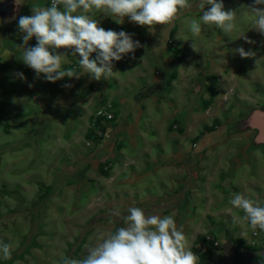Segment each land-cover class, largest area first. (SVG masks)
Returning a JSON list of instances; mask_svg holds the SVG:
<instances>
[{
    "label": "rangeland",
    "instance_id": "rangeland-1",
    "mask_svg": "<svg viewBox=\"0 0 264 264\" xmlns=\"http://www.w3.org/2000/svg\"><path fill=\"white\" fill-rule=\"evenodd\" d=\"M243 1L223 0L225 10L237 11L231 38L200 21L199 0L154 34L127 17L120 24L97 14L105 30L138 28L142 47L113 78L91 81L72 100L61 96L68 77L36 78L23 63L20 5L0 0V241L13 251L8 260L0 255V264L83 259L101 233L125 226L130 207L172 216L198 264L217 259L224 241L244 245L249 234L258 248L261 231L255 234L231 205L243 194L264 207V139L257 129L264 35L245 15L253 0ZM192 20L201 23L198 37ZM239 47L255 51L259 64L242 59ZM67 59L62 67L78 73L79 63ZM110 104L113 119H96ZM96 120L100 138L92 134Z\"/></svg>",
    "mask_w": 264,
    "mask_h": 264
},
{
    "label": "clouds",
    "instance_id": "clouds-1",
    "mask_svg": "<svg viewBox=\"0 0 264 264\" xmlns=\"http://www.w3.org/2000/svg\"><path fill=\"white\" fill-rule=\"evenodd\" d=\"M206 5H210L207 10ZM260 5H264V0H253L245 15L253 18L250 28L264 35V7ZM198 6L204 25H215L231 38L236 28V10H225L223 0H199ZM190 7L189 0H51L49 7H33L31 16L19 17L21 59L34 70L36 78L43 74L49 82L65 77L79 78L82 74L95 81H109L117 73L113 70L114 61L129 54L135 58L136 49L142 45L133 40L132 34L100 27L94 18L97 14L118 17L120 24L127 17L154 34L157 25L163 26L162 31H165L182 10ZM190 32L198 37L201 23L192 20ZM33 37L36 44L29 46ZM244 39L253 43L247 37ZM190 46L197 51L195 40ZM59 49L69 50L72 57L79 55L80 73L62 67L68 53L58 52ZM235 51L242 59H253L259 64L261 58H256L255 51H246L243 47ZM93 53L96 54L94 59L91 58ZM16 75L24 79L23 73ZM231 205L243 210L242 220L248 222L254 233L257 229L264 232V207L243 194H235ZM128 213L123 217L125 226L112 233H101L98 243L87 249L83 259L63 257L60 264H198L197 255L189 248L188 239L178 230L172 216L146 215L139 207H130ZM113 214L120 215L118 210ZM0 255L5 260L11 259L12 245L0 241Z\"/></svg>",
    "mask_w": 264,
    "mask_h": 264
},
{
    "label": "crops",
    "instance_id": "crops-1",
    "mask_svg": "<svg viewBox=\"0 0 264 264\" xmlns=\"http://www.w3.org/2000/svg\"><path fill=\"white\" fill-rule=\"evenodd\" d=\"M4 1V0H3ZM12 3H16L20 5L18 8L17 6V11L21 14V16H31L32 14V8L33 7H38V2L41 4L39 7H48L44 3L46 0H10ZM33 1L36 3L32 5ZM31 14V15H30ZM99 26L101 27V23H98ZM135 26H130L129 29H126L125 32L132 34L133 40H138L140 42V30L137 28H134ZM16 42H22L19 40H16ZM32 46H35L36 44V39L33 37L32 39ZM59 50H66V49H59ZM68 51V56L67 60L69 64H72L73 62H78L79 63V55L77 54L75 57L71 56V53L69 50ZM137 49L134 54H136ZM159 54L157 53V58ZM132 57V54H129L125 56L122 60L120 61H114V71H117L119 67H121L126 60L130 59ZM156 59V57H155ZM82 69L78 67V73H80ZM91 81H95L89 78L87 74H82L79 76V78L72 77L66 80L65 84L71 85V87H63L62 95H66L67 98L70 99H77L80 95V90L84 89L87 84H90ZM101 82L107 81V80H100ZM64 84V85H65ZM84 91V90H83ZM62 98V97H61ZM253 240L252 234L247 235L245 237V243L244 245H239L235 244L232 241H224L222 245L223 253L218 256L217 259L215 260H210L205 264H264V232H261V235L259 238L256 239L257 242V247L258 248H253L251 246V241ZM262 245V246H261ZM252 247V248H249ZM261 247V248H260ZM258 249V250H257ZM260 249V250H259Z\"/></svg>",
    "mask_w": 264,
    "mask_h": 264
},
{
    "label": "built area",
    "instance_id": "built-area-1",
    "mask_svg": "<svg viewBox=\"0 0 264 264\" xmlns=\"http://www.w3.org/2000/svg\"><path fill=\"white\" fill-rule=\"evenodd\" d=\"M50 4H51V0H50ZM168 43L171 45V44H173V42L172 41H168ZM111 105V104H110ZM112 106V107H111ZM111 106H109V108H105V109H102V110H100L97 114H96V116H97V118L96 119H98V120H101V119H106L107 121L109 120H112L113 119V111H114V107H113V105H111ZM98 120H96V121H98ZM99 122V121H98ZM99 132H102L101 131V127L98 125L97 126V124H95L94 125V128H93V133L92 134H95L97 137H101L102 135L99 133ZM255 234H257V233H255Z\"/></svg>",
    "mask_w": 264,
    "mask_h": 264
},
{
    "label": "water",
    "instance_id": "water-1",
    "mask_svg": "<svg viewBox=\"0 0 264 264\" xmlns=\"http://www.w3.org/2000/svg\"><path fill=\"white\" fill-rule=\"evenodd\" d=\"M257 128L260 130L261 138L264 139V114H257Z\"/></svg>",
    "mask_w": 264,
    "mask_h": 264
},
{
    "label": "bare ground",
    "instance_id": "bare-ground-1",
    "mask_svg": "<svg viewBox=\"0 0 264 264\" xmlns=\"http://www.w3.org/2000/svg\"><path fill=\"white\" fill-rule=\"evenodd\" d=\"M244 1H245V0H244ZM244 1H243V2H244ZM243 2H242V3H243ZM240 6H241V5H240ZM243 6H244V5H243ZM245 6H246V5H245ZM234 10H235V9H234ZM243 13H245V12H243ZM243 17H244V16H243ZM251 20H252V19H251ZM242 23H244V22H242ZM240 24H241V23H240ZM240 39H241V38H240ZM9 191H10V190H9ZM10 192H11V191H10ZM16 193H18V192H16ZM11 196H12V194H11ZM12 197H14V196H12ZM14 198H15V197H14ZM29 198H30V197H29ZM23 199H24V198H23ZM19 200H20V199H19ZM30 200H31V199H30ZM23 202H24V201H23ZM28 202H29V201H28ZM40 228H41V226H40ZM22 236H23V235H22ZM31 236H32V234H31ZM25 237H26V236H25ZM25 237H24V239H26ZM27 239H28V237H27ZM33 240H34V239H33ZM35 243H36V242H35ZM33 244H34V243H33ZM36 245H37V244H36ZM37 246H38V245H37ZM34 247H35V246H34ZM27 251H28V250H27ZM12 252H13V251H12ZM25 253H26V252H25Z\"/></svg>",
    "mask_w": 264,
    "mask_h": 264
},
{
    "label": "trees",
    "instance_id": "trees-1",
    "mask_svg": "<svg viewBox=\"0 0 264 264\" xmlns=\"http://www.w3.org/2000/svg\"><path fill=\"white\" fill-rule=\"evenodd\" d=\"M91 58L94 59L95 57L92 55ZM100 124H101L100 122H97V125H100Z\"/></svg>",
    "mask_w": 264,
    "mask_h": 264
},
{
    "label": "flooded vegetation",
    "instance_id": "flooded-vegetation-1",
    "mask_svg": "<svg viewBox=\"0 0 264 264\" xmlns=\"http://www.w3.org/2000/svg\"><path fill=\"white\" fill-rule=\"evenodd\" d=\"M258 129V128H257ZM259 130V129H258ZM259 138H260V135H259Z\"/></svg>",
    "mask_w": 264,
    "mask_h": 264
}]
</instances>
